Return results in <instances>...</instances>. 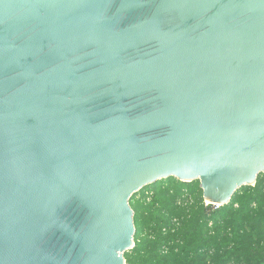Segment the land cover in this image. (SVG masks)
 <instances>
[{"label": "water", "instance_id": "obj_1", "mask_svg": "<svg viewBox=\"0 0 264 264\" xmlns=\"http://www.w3.org/2000/svg\"><path fill=\"white\" fill-rule=\"evenodd\" d=\"M260 175L264 0H0V264H126L144 187Z\"/></svg>", "mask_w": 264, "mask_h": 264}, {"label": "trees", "instance_id": "obj_2", "mask_svg": "<svg viewBox=\"0 0 264 264\" xmlns=\"http://www.w3.org/2000/svg\"><path fill=\"white\" fill-rule=\"evenodd\" d=\"M135 247L126 264H264V175L225 206L206 205L199 181L173 177L130 199Z\"/></svg>", "mask_w": 264, "mask_h": 264}]
</instances>
